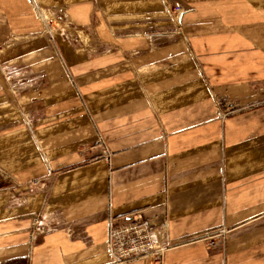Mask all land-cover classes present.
<instances>
[{
  "label": "crops",
  "instance_id": "obj_1",
  "mask_svg": "<svg viewBox=\"0 0 264 264\" xmlns=\"http://www.w3.org/2000/svg\"><path fill=\"white\" fill-rule=\"evenodd\" d=\"M0 174V264H105L131 212L162 264H264V0H0Z\"/></svg>",
  "mask_w": 264,
  "mask_h": 264
},
{
  "label": "built area",
  "instance_id": "obj_2",
  "mask_svg": "<svg viewBox=\"0 0 264 264\" xmlns=\"http://www.w3.org/2000/svg\"><path fill=\"white\" fill-rule=\"evenodd\" d=\"M172 21L179 28V20L185 9L176 1L166 3ZM36 17L44 24V34L52 36L58 34L68 37L74 31L69 26L71 23L66 19L65 8L55 9L33 5ZM75 36H78L74 32ZM217 114L223 117L227 109H221L219 100H214ZM25 120V114L19 110ZM38 182L33 183L36 187ZM107 233L104 243L105 264H122L125 262L149 258L154 264H162L166 251L171 247L166 238V224L154 223L143 218L138 212L122 215L109 216L106 221ZM222 230L218 232L220 234ZM204 242L212 244L210 237Z\"/></svg>",
  "mask_w": 264,
  "mask_h": 264
},
{
  "label": "rangeland",
  "instance_id": "obj_3",
  "mask_svg": "<svg viewBox=\"0 0 264 264\" xmlns=\"http://www.w3.org/2000/svg\"><path fill=\"white\" fill-rule=\"evenodd\" d=\"M9 184H8V180L6 179V177H4V175L0 174V189L6 191L8 190ZM17 262H13V263H9V264H16Z\"/></svg>",
  "mask_w": 264,
  "mask_h": 264
}]
</instances>
